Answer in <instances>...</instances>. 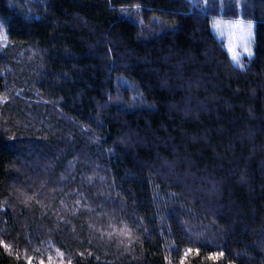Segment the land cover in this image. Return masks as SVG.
I'll list each match as a JSON object with an SVG mask.
<instances>
[{
	"label": "trees",
	"instance_id": "16d2710c",
	"mask_svg": "<svg viewBox=\"0 0 264 264\" xmlns=\"http://www.w3.org/2000/svg\"><path fill=\"white\" fill-rule=\"evenodd\" d=\"M0 34V264H264V0H0Z\"/></svg>",
	"mask_w": 264,
	"mask_h": 264
},
{
	"label": "rangeland",
	"instance_id": "374dc122",
	"mask_svg": "<svg viewBox=\"0 0 264 264\" xmlns=\"http://www.w3.org/2000/svg\"><path fill=\"white\" fill-rule=\"evenodd\" d=\"M237 21L241 22V25H242L244 32L251 33L250 40L244 42L246 44V47H247V51H245L243 46H240L238 48L236 47L237 40L235 37L240 34L239 30L236 28L231 29V31L234 33L232 43L234 46V50L237 51V53L240 57V59H239V64H240V62L244 56L249 55V53L251 55V53H252V44H253V39H254V31H253L254 30V24L251 22H245L243 20H235V21L229 20L228 21V20H223L222 18H217V19L213 20V24H212L213 26L212 27H213L214 32L217 35V37L223 41V43L225 44V47L228 51V43H229V27L228 26L229 25H235ZM217 22H219V27L216 26ZM249 25H251L250 28L248 27ZM2 39H3V37L0 34V40H2Z\"/></svg>",
	"mask_w": 264,
	"mask_h": 264
},
{
	"label": "snow or ice",
	"instance_id": "6c2138e0",
	"mask_svg": "<svg viewBox=\"0 0 264 264\" xmlns=\"http://www.w3.org/2000/svg\"><path fill=\"white\" fill-rule=\"evenodd\" d=\"M216 26L219 27V22L216 23ZM228 27H229L228 51H229V54H230L231 59L233 60V62L239 64L240 57H239L237 51L234 50V46H233V43H232L234 33L231 31V29L236 28V29L239 30V33L240 34L235 37L236 40H237L236 47L238 48L240 46H243L245 51H247V47H246V44L244 42L250 40L251 33H246V32L243 31V28H242V25H241V22L240 21H237L235 25H229ZM248 27L250 28L251 25H249ZM249 55H250V53H249ZM4 247L7 248L8 245L7 244H4ZM192 252H193L192 249H187L185 251L184 256L181 258V264H184V261L187 259V257ZM195 252H196L197 255H199V248H197L195 250ZM222 255H223V253L213 252V253H211L209 255L208 259H211V260L215 261V260H217ZM51 259H52L51 256H49V261H51ZM29 264H31V260H29ZM40 264H43V261H41Z\"/></svg>",
	"mask_w": 264,
	"mask_h": 264
}]
</instances>
